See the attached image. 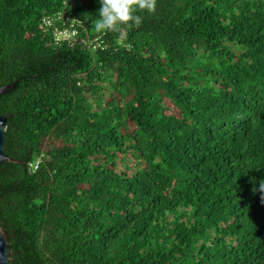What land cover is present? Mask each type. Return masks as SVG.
<instances>
[{
    "label": "trees",
    "instance_id": "trees-1",
    "mask_svg": "<svg viewBox=\"0 0 264 264\" xmlns=\"http://www.w3.org/2000/svg\"><path fill=\"white\" fill-rule=\"evenodd\" d=\"M99 7L0 0L10 264H264V0H157L123 34Z\"/></svg>",
    "mask_w": 264,
    "mask_h": 264
},
{
    "label": "clouds",
    "instance_id": "clouds-1",
    "mask_svg": "<svg viewBox=\"0 0 264 264\" xmlns=\"http://www.w3.org/2000/svg\"><path fill=\"white\" fill-rule=\"evenodd\" d=\"M99 4L98 19L94 24L95 31L123 34L126 29L141 25L142 13L154 14L157 0H99ZM252 191L261 193V199L264 200V180Z\"/></svg>",
    "mask_w": 264,
    "mask_h": 264
},
{
    "label": "built area",
    "instance_id": "built-area-1",
    "mask_svg": "<svg viewBox=\"0 0 264 264\" xmlns=\"http://www.w3.org/2000/svg\"><path fill=\"white\" fill-rule=\"evenodd\" d=\"M75 22L76 19H71L68 15H66L65 12H58L45 16L42 19L41 25L44 31L51 33L54 37V40L59 43L63 41H72L75 39L77 35V30L74 26ZM37 166L38 163H36L34 166L35 169Z\"/></svg>",
    "mask_w": 264,
    "mask_h": 264
},
{
    "label": "water",
    "instance_id": "water-1",
    "mask_svg": "<svg viewBox=\"0 0 264 264\" xmlns=\"http://www.w3.org/2000/svg\"><path fill=\"white\" fill-rule=\"evenodd\" d=\"M16 86V83H10L5 86L0 87V96L3 94H7L11 90H13ZM7 126V118L3 116L0 112V166L7 162L11 161L6 154L5 150V131ZM10 245L9 239L6 231L0 225V264H10V253H9Z\"/></svg>",
    "mask_w": 264,
    "mask_h": 264
}]
</instances>
